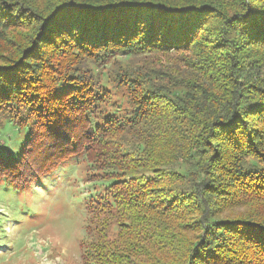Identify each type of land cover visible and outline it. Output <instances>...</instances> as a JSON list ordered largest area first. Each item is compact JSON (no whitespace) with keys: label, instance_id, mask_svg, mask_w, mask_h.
Instances as JSON below:
<instances>
[{"label":"trees","instance_id":"16d2710c","mask_svg":"<svg viewBox=\"0 0 264 264\" xmlns=\"http://www.w3.org/2000/svg\"><path fill=\"white\" fill-rule=\"evenodd\" d=\"M75 159L83 264H264V0H0V181Z\"/></svg>","mask_w":264,"mask_h":264},{"label":"rangeland","instance_id":"374dc122","mask_svg":"<svg viewBox=\"0 0 264 264\" xmlns=\"http://www.w3.org/2000/svg\"><path fill=\"white\" fill-rule=\"evenodd\" d=\"M14 138L5 147L17 152L21 137ZM107 183L82 159L27 187L0 181V264H83L85 202Z\"/></svg>","mask_w":264,"mask_h":264}]
</instances>
